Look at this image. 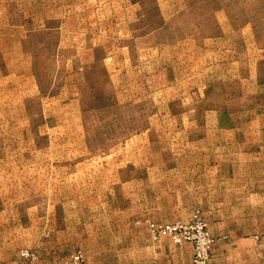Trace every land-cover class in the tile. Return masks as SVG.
<instances>
[{
  "label": "rangeland",
  "instance_id": "obj_1",
  "mask_svg": "<svg viewBox=\"0 0 264 264\" xmlns=\"http://www.w3.org/2000/svg\"><path fill=\"white\" fill-rule=\"evenodd\" d=\"M196 211L264 264V0H0L1 259L167 264Z\"/></svg>",
  "mask_w": 264,
  "mask_h": 264
},
{
  "label": "built area",
  "instance_id": "obj_2",
  "mask_svg": "<svg viewBox=\"0 0 264 264\" xmlns=\"http://www.w3.org/2000/svg\"><path fill=\"white\" fill-rule=\"evenodd\" d=\"M152 238L168 237L174 244L189 243L192 246L191 264H212L211 249L215 239L211 236L207 224L199 211L194 212L188 222L173 221L156 225L149 220L144 221ZM37 260L34 250L23 249L19 256L11 262L0 264H33ZM63 264H88L80 251L73 252Z\"/></svg>",
  "mask_w": 264,
  "mask_h": 264
},
{
  "label": "crops",
  "instance_id": "obj_3",
  "mask_svg": "<svg viewBox=\"0 0 264 264\" xmlns=\"http://www.w3.org/2000/svg\"><path fill=\"white\" fill-rule=\"evenodd\" d=\"M215 243V241H214ZM213 243V246H214ZM212 246V248H213ZM228 249V248H227ZM141 250L143 251V246L141 245ZM239 252L237 253V258H238ZM228 256V251L226 252V258L225 256H223V254H221L220 256V263L224 264L226 261V263L228 264L229 259L227 258ZM191 257H192V246L189 243H183L175 248H173V250L169 253L168 256V263L167 264H191ZM214 256L212 253V249H211V260L213 262ZM214 264V262L212 263Z\"/></svg>",
  "mask_w": 264,
  "mask_h": 264
}]
</instances>
